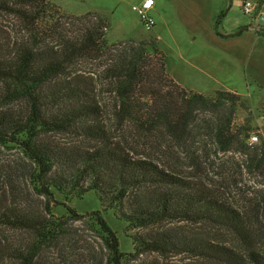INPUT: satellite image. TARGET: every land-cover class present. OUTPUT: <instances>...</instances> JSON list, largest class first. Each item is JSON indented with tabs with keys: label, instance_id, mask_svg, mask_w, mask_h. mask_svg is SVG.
I'll return each instance as SVG.
<instances>
[{
	"label": "trees",
	"instance_id": "trees-1",
	"mask_svg": "<svg viewBox=\"0 0 264 264\" xmlns=\"http://www.w3.org/2000/svg\"><path fill=\"white\" fill-rule=\"evenodd\" d=\"M52 9L56 12L60 7L49 0H0V12L12 14L28 31L27 38L15 40L0 33V81L5 94L0 103V144L23 152L31 164L32 187L47 199L41 210L18 202L0 203V226L29 233L19 245L0 238V264H52V254L57 255L58 264H127L130 255L147 251L188 253L201 264H264L260 204L250 201L239 207L214 189L160 165L153 156L134 155L131 148L116 143L96 84L68 69L85 58L107 57L104 77L109 79L107 91L115 98L113 118L122 125L131 121L148 135L161 127L172 137L170 148L186 152L194 112L212 103L209 94L178 84L153 42L116 50L106 34L107 23L95 12L63 13L81 25L74 36L61 34L58 48L47 49L41 23L47 24L49 37H58L62 28L56 16L47 20L45 14ZM91 14L95 20L88 18ZM165 82L175 89L166 90ZM142 89L148 100L140 102L142 95L137 93ZM218 92L233 100L240 98L230 91ZM15 101L23 105L21 110L5 108ZM230 124V120H217L211 126L216 138L224 148L225 144L241 148L250 170H264V133L260 144L253 146L246 142L248 134L240 138ZM60 131H71L93 145L70 151L45 139L48 133ZM89 191L97 194L103 207L87 215L102 241L101 253L76 244L70 222L85 216L56 199V195L82 197ZM55 206L64 213L56 215ZM111 209L129 229L148 231L132 236L133 253L121 249L117 232L108 224L105 213ZM181 221L224 229L230 238L149 231L164 222Z\"/></svg>",
	"mask_w": 264,
	"mask_h": 264
},
{
	"label": "rangeland",
	"instance_id": "rangeland-1",
	"mask_svg": "<svg viewBox=\"0 0 264 264\" xmlns=\"http://www.w3.org/2000/svg\"><path fill=\"white\" fill-rule=\"evenodd\" d=\"M49 1L59 6L60 10L57 9L56 12H54L55 9L48 10L45 14L46 18L48 20L53 18V15L56 16L59 18L57 21L58 25L60 24L62 27L58 28V32H60L58 37L54 34L49 37L46 35L49 33L47 24L44 22L41 23V30H44L43 38L47 44L46 48L50 50L52 47H59L60 36L65 34L74 36L81 25L79 24L76 26L73 19L69 20L65 15L82 16L84 14H71L63 9L56 0ZM74 3L82 7L83 5H89L91 2ZM259 3L263 4L262 1H259ZM244 15L249 19L248 23H251L252 18L249 15ZM88 18L90 20L96 19L92 14L89 15ZM60 22H62L64 26ZM105 31L108 33V26L105 28ZM146 31L148 32L150 30ZM27 32L28 31H25V28L22 27L12 14L0 12V33L4 35L6 39H25L28 37ZM140 41L153 42L156 44L155 39L149 33H145L144 37L141 39L111 42H115V48L119 50L129 46L139 47ZM106 58L100 57L92 60L85 58L82 61L75 62L68 69V72L81 74L96 84L99 97L106 110V119L111 126V133L116 135V143L131 148L134 155L143 157L149 154L153 156L160 165L179 172L192 183L214 189L239 207L244 206L250 201L260 204V211L264 214V170H250L247 167L246 157L241 148L234 144L230 145V147H227L225 144L226 148H224V145L216 138V134L215 132L213 133L211 127L215 125L217 120H230V130L232 132L237 130L242 139L245 134H248L249 137H246V142L253 146L259 145L263 138L262 131H260V128L254 120L253 110L243 102L241 97L239 100H233L229 95L221 96L218 91L211 95H207L213 101L204 110L196 109L197 111L194 112L193 122L189 127L190 132L188 129L189 134L186 136V144L187 147H189L188 151H183L182 148L171 149L170 145L173 144L172 137L166 135L161 127L158 128L159 130L156 129L148 135L144 133L143 129L135 127L131 121H126L125 124L123 123L122 125L119 120L113 118V102H115V98L107 91L110 86L109 79L104 77ZM165 83L166 90L175 89L170 86L169 83ZM141 91H143V89L137 93V96L142 95L138 96L139 101L143 102L148 100V97L144 96V93ZM4 95L2 83L0 81L1 105H3L1 98L4 97ZM260 102L264 103V100H260ZM22 106L20 102L17 103L15 101L7 104L5 108L21 110ZM259 108L261 109V106H259ZM252 135L258 136V140L253 143L250 142ZM45 139L52 143L53 146L70 151L85 150L93 145L92 141L84 139L71 131L50 132L45 135ZM30 168L31 164L29 160L19 148L6 147L0 144V203L9 205L13 202H18L24 206L33 205V207H37L36 209L40 210L44 208L47 199L32 187ZM56 199L60 202H65V204L74 208L80 215L85 216L83 219L70 222L69 231L71 234H75L78 240L76 244L82 247L83 245L89 248L94 247L97 252L101 253L102 241L92 229L90 222L87 221L88 213L103 208L97 194L94 191H89L82 197L72 195L69 199H65L62 195H56ZM53 212L56 215H62L64 210L61 207L58 208L55 206ZM105 217L108 224L117 232L121 249L124 252H134L132 236L148 233L146 229H129L128 224L120 220L119 216L112 209L105 213ZM172 230L191 234L202 233L205 236L214 235L219 240H227L230 238V235L226 233L224 229L217 230L207 225L190 224L183 221L164 222L149 229L152 233ZM73 236L74 235H71L70 238ZM26 237L29 238V233L0 226V238L8 239L15 245L23 243ZM52 256V264H58L59 259L57 255L52 254ZM127 258V264H162L165 262L171 264H185L189 262L193 264L202 263L201 260H198L196 257L192 258L188 253H170L164 255L155 251H147L138 254L135 253V255H130Z\"/></svg>",
	"mask_w": 264,
	"mask_h": 264
},
{
	"label": "crops",
	"instance_id": "crops-1",
	"mask_svg": "<svg viewBox=\"0 0 264 264\" xmlns=\"http://www.w3.org/2000/svg\"><path fill=\"white\" fill-rule=\"evenodd\" d=\"M86 1L91 3H74ZM142 1L56 0L71 14L98 13L111 41L141 39L149 33L178 84L203 94L222 90L239 95L264 133V26L259 31L252 20L248 23L244 0H154L150 13L155 24L148 32L133 9Z\"/></svg>",
	"mask_w": 264,
	"mask_h": 264
},
{
	"label": "built area",
	"instance_id": "built-area-1",
	"mask_svg": "<svg viewBox=\"0 0 264 264\" xmlns=\"http://www.w3.org/2000/svg\"><path fill=\"white\" fill-rule=\"evenodd\" d=\"M154 4V0H143L141 3L133 6V9L138 12L142 20V24L146 30H151L155 24V20L150 13ZM243 13L252 18V26L256 30H261L264 26V4L253 0H244L242 4ZM250 142L258 140L257 135H252Z\"/></svg>",
	"mask_w": 264,
	"mask_h": 264
},
{
	"label": "water",
	"instance_id": "water-1",
	"mask_svg": "<svg viewBox=\"0 0 264 264\" xmlns=\"http://www.w3.org/2000/svg\"><path fill=\"white\" fill-rule=\"evenodd\" d=\"M244 28H245V26H244V27H242V28H241V30H242V29H244Z\"/></svg>",
	"mask_w": 264,
	"mask_h": 264
}]
</instances>
